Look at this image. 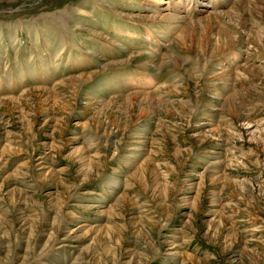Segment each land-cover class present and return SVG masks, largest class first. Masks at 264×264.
I'll use <instances>...</instances> for the list:
<instances>
[{"label":"rangeland","instance_id":"374dc122","mask_svg":"<svg viewBox=\"0 0 264 264\" xmlns=\"http://www.w3.org/2000/svg\"><path fill=\"white\" fill-rule=\"evenodd\" d=\"M0 264H264V0H0Z\"/></svg>","mask_w":264,"mask_h":264}]
</instances>
